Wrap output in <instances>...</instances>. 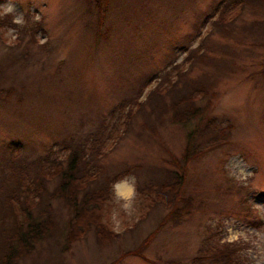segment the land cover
<instances>
[{
    "label": "rangeland",
    "instance_id": "obj_1",
    "mask_svg": "<svg viewBox=\"0 0 264 264\" xmlns=\"http://www.w3.org/2000/svg\"><path fill=\"white\" fill-rule=\"evenodd\" d=\"M97 11L88 0H0V16L14 23L0 25L3 86L14 88L0 96V169L18 152L52 156L74 138L88 154L102 141L94 161L116 177L102 219L112 238L93 228L67 248L69 211L55 202L58 238L38 243L22 264H197L203 247L227 242L241 249L236 264H264V0H112L103 18ZM223 12L234 21L217 29ZM201 50L209 60L190 62ZM177 65L184 90L210 89L196 103L205 106L199 124L232 125L231 141L195 159L192 144L205 141L193 133L197 121L170 111ZM157 87L163 115L146 102ZM188 157L190 213L168 219L171 206H151L136 187L180 173Z\"/></svg>",
    "mask_w": 264,
    "mask_h": 264
},
{
    "label": "trees",
    "instance_id": "obj_2",
    "mask_svg": "<svg viewBox=\"0 0 264 264\" xmlns=\"http://www.w3.org/2000/svg\"><path fill=\"white\" fill-rule=\"evenodd\" d=\"M88 1L95 4L98 9L97 13L99 14L100 11L101 18H103L112 0ZM254 1L239 0L240 4L244 5ZM232 21L234 18L226 16L223 12L214 21V24L217 29H224ZM3 23H13L12 17L9 15L0 16V25ZM23 30L24 34L30 32L28 25ZM31 39L34 41L35 38ZM207 48L205 47V49ZM198 53L191 52L190 62H198L200 59L202 61L209 60L208 54H205L203 50ZM25 57H28V54ZM177 68L178 65L175 69ZM177 71L180 74L182 69H177ZM178 74L177 80L168 89V92L171 91L170 95L173 99V110L169 108L170 111H173L172 115L175 120L186 122L193 118L197 121L198 130L193 133L195 137L201 136L205 141L203 145L199 146L195 142L192 144V150L194 149L192 157L194 156L195 159L204 153V147L222 146L227 144L228 139L231 141L230 128L232 125L231 123L228 125L221 123L220 126L216 124L217 122L210 124L209 120L207 123L199 124L205 113V106L200 107L196 103L198 97H208L210 92V89L207 88L208 84L194 83L188 86L189 90H184L183 84L177 83L185 78L186 74L185 72ZM2 75L4 76L5 72L2 73L0 70V96L5 94L9 96L11 92H14V88L13 91L11 87L5 89ZM156 90L159 93H148L146 102L151 106V113L163 115L164 111L168 112V107L158 108L157 102L159 103V98L163 95L160 92V87H157ZM146 105L139 104L138 110L144 111ZM215 141L216 143L213 144ZM93 143L88 154L86 148L84 149L83 142L71 138V140L65 141V153H63L64 149H61L52 156L47 153L45 156L30 159L26 154L21 155V152H18V155H12L11 160L8 159L2 166L0 169V264H22V260L32 254L38 243L58 238L60 221L55 202H63L69 211L65 238L67 248L93 228L97 237L103 241L107 237V240L112 238L114 233L109 224L103 223L102 219L106 204L111 199L116 177L111 178L107 172H104L103 167L94 161L95 157L105 153V148H102L103 145L100 144L102 141H93ZM12 149L14 148H11V151ZM189 159L190 157L185 159L180 173L174 172L173 175L167 174L165 177L149 179V182L141 188L136 187L143 198L145 195L152 201L151 206L159 202L171 206L172 209L166 214L168 219L171 217L180 218L190 213L186 204L188 205L193 197L185 196V171ZM126 171L128 172V170ZM118 179L122 178L118 177ZM180 200H184L185 203L178 207L177 201ZM255 217L257 216L255 215ZM253 222V224H258L256 219ZM262 223L264 222L260 218V224ZM161 224L158 227L161 228ZM157 232L158 229L152 231L142 242L143 248L134 249V252L137 250L142 252L146 248L145 246L151 243ZM240 251V247L232 246L231 248V242L222 245L209 244L201 249L202 254L195 259V262L197 264H236ZM116 261L114 260L110 264H115Z\"/></svg>",
    "mask_w": 264,
    "mask_h": 264
},
{
    "label": "clouds",
    "instance_id": "obj_3",
    "mask_svg": "<svg viewBox=\"0 0 264 264\" xmlns=\"http://www.w3.org/2000/svg\"><path fill=\"white\" fill-rule=\"evenodd\" d=\"M121 182H126V181H121ZM132 207L133 206L131 203H125L122 205V208L124 209L125 213L129 216L132 214ZM114 219H115V217H114ZM116 226L119 227L118 222L116 223Z\"/></svg>",
    "mask_w": 264,
    "mask_h": 264
},
{
    "label": "bare ground",
    "instance_id": "obj_4",
    "mask_svg": "<svg viewBox=\"0 0 264 264\" xmlns=\"http://www.w3.org/2000/svg\"><path fill=\"white\" fill-rule=\"evenodd\" d=\"M122 190H124V189L122 188Z\"/></svg>",
    "mask_w": 264,
    "mask_h": 264
}]
</instances>
